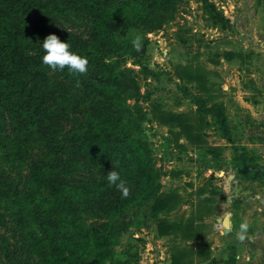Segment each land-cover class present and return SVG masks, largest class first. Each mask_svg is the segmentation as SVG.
Returning a JSON list of instances; mask_svg holds the SVG:
<instances>
[{
  "label": "rangeland",
  "instance_id": "rangeland-1",
  "mask_svg": "<svg viewBox=\"0 0 264 264\" xmlns=\"http://www.w3.org/2000/svg\"><path fill=\"white\" fill-rule=\"evenodd\" d=\"M139 7L140 13L130 12L126 34L114 36L112 58L124 74L116 94L138 115L133 134L147 147L151 172L141 177L123 164L119 173L130 196L99 185L83 196L80 219L90 229L119 227L111 249L126 264H169L177 251L180 264H211L227 249L235 254L233 264H264V173L249 169L264 166V0H141ZM54 28L96 43L87 13L51 10L27 42L45 40ZM137 35L142 53L132 44ZM49 73L66 86L46 98L70 159L56 175L67 182L100 180L98 168L66 136L88 115L89 95L82 84ZM156 110L181 113L194 139L175 120L162 122ZM0 117L13 137L15 124L1 107ZM45 158L38 137L28 141L21 160L0 155V171L22 186L33 162ZM153 194L174 195L157 218L148 205L147 215L140 209ZM227 211L231 225L225 232L221 218ZM241 224L248 225L246 232ZM31 226L24 219L18 224L0 206V264H41L31 247Z\"/></svg>",
  "mask_w": 264,
  "mask_h": 264
},
{
  "label": "trees",
  "instance_id": "trees-1",
  "mask_svg": "<svg viewBox=\"0 0 264 264\" xmlns=\"http://www.w3.org/2000/svg\"><path fill=\"white\" fill-rule=\"evenodd\" d=\"M165 1V0H161ZM141 0H0V107L15 124L10 137L0 117V155L6 161L21 160L27 143L38 137L46 146V158L34 161L22 186L0 171V206L18 224L26 220L32 226V247L41 264H126L114 256L111 249L119 241L120 228H88L80 219L85 205L83 196L96 193L95 188L107 184L108 172L120 171L128 165L141 177H149L150 156L144 142L133 134V122L138 118L116 94V85L124 74L112 58L114 36L126 34L132 24L130 14L140 13ZM46 10L56 13L83 11L91 20V36L85 38L59 28L52 33L70 45V51L88 60L87 75L72 74L67 69L56 70L61 79L84 86L89 95V113L82 124L67 131L71 146L79 155L95 165L100 180L67 182L56 174L70 161L60 128L53 122L46 98L50 92L61 91L65 84L53 80L48 66L43 65L44 42H27V37L40 30ZM145 50L142 44L139 53ZM163 122L175 120L187 137L193 135L181 113L159 114ZM257 174L263 165H253ZM249 169L247 171H249ZM151 198L148 204L146 199ZM173 194L145 198L140 207L154 218L173 200ZM159 220V218H158ZM187 227H190L187 225ZM166 229L159 221L158 230ZM31 243V241H30ZM85 253V254H84ZM92 253V260L87 257ZM180 252L173 254L169 264H180ZM234 258L214 259L211 264H233Z\"/></svg>",
  "mask_w": 264,
  "mask_h": 264
},
{
  "label": "clouds",
  "instance_id": "clouds-1",
  "mask_svg": "<svg viewBox=\"0 0 264 264\" xmlns=\"http://www.w3.org/2000/svg\"><path fill=\"white\" fill-rule=\"evenodd\" d=\"M133 47L139 51L142 45V37L137 35L132 40ZM42 48L45 54L42 57L43 65L48 66L51 70L67 69L72 74L83 75L88 71V60L76 53L71 52L70 45L62 42L55 34L48 35ZM79 86V81H77ZM107 181L110 186H114L120 193L122 198H128L131 194L130 188L126 186V181L121 179L120 173L112 170L107 174ZM241 232H246L248 225L241 224ZM242 238V237H241Z\"/></svg>",
  "mask_w": 264,
  "mask_h": 264
},
{
  "label": "water",
  "instance_id": "water-1",
  "mask_svg": "<svg viewBox=\"0 0 264 264\" xmlns=\"http://www.w3.org/2000/svg\"><path fill=\"white\" fill-rule=\"evenodd\" d=\"M230 215H231V213L229 211H227L221 218V224H222L225 232H228L230 229V224H231Z\"/></svg>",
  "mask_w": 264,
  "mask_h": 264
},
{
  "label": "crops",
  "instance_id": "crops-1",
  "mask_svg": "<svg viewBox=\"0 0 264 264\" xmlns=\"http://www.w3.org/2000/svg\"><path fill=\"white\" fill-rule=\"evenodd\" d=\"M223 253H225V254H219V257H222V258H235L234 261L236 260V257H234L235 254H233V250L232 249L224 250ZM238 259H240V256L238 257Z\"/></svg>",
  "mask_w": 264,
  "mask_h": 264
},
{
  "label": "built area",
  "instance_id": "built-area-1",
  "mask_svg": "<svg viewBox=\"0 0 264 264\" xmlns=\"http://www.w3.org/2000/svg\"><path fill=\"white\" fill-rule=\"evenodd\" d=\"M220 224V223H219Z\"/></svg>",
  "mask_w": 264,
  "mask_h": 264
}]
</instances>
